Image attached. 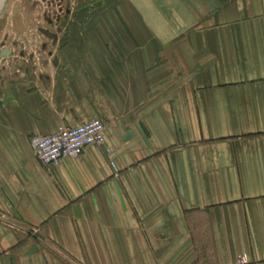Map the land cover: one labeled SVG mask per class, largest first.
<instances>
[{
    "label": "crops",
    "instance_id": "1",
    "mask_svg": "<svg viewBox=\"0 0 264 264\" xmlns=\"http://www.w3.org/2000/svg\"><path fill=\"white\" fill-rule=\"evenodd\" d=\"M79 28L0 96V264H264V0H110ZM91 120L103 146L37 162L32 136Z\"/></svg>",
    "mask_w": 264,
    "mask_h": 264
},
{
    "label": "rangeland",
    "instance_id": "2",
    "mask_svg": "<svg viewBox=\"0 0 264 264\" xmlns=\"http://www.w3.org/2000/svg\"><path fill=\"white\" fill-rule=\"evenodd\" d=\"M110 0H6L0 12V96L28 77H47L60 64L61 49ZM10 89V88H9Z\"/></svg>",
    "mask_w": 264,
    "mask_h": 264
},
{
    "label": "built area",
    "instance_id": "3",
    "mask_svg": "<svg viewBox=\"0 0 264 264\" xmlns=\"http://www.w3.org/2000/svg\"><path fill=\"white\" fill-rule=\"evenodd\" d=\"M105 129L101 120H91L73 127L61 124L52 135L32 136L30 149L41 166L55 167L64 160L81 156L89 147L103 146Z\"/></svg>",
    "mask_w": 264,
    "mask_h": 264
},
{
    "label": "water",
    "instance_id": "4",
    "mask_svg": "<svg viewBox=\"0 0 264 264\" xmlns=\"http://www.w3.org/2000/svg\"><path fill=\"white\" fill-rule=\"evenodd\" d=\"M6 0H0V12H2L4 6H5Z\"/></svg>",
    "mask_w": 264,
    "mask_h": 264
}]
</instances>
